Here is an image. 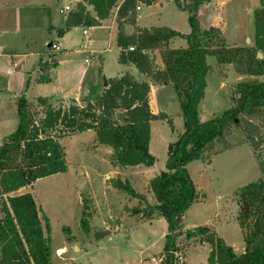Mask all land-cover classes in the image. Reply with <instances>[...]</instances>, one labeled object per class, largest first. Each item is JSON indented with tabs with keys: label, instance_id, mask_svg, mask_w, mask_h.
Segmentation results:
<instances>
[{
	"label": "rangeland",
	"instance_id": "374dc122",
	"mask_svg": "<svg viewBox=\"0 0 264 264\" xmlns=\"http://www.w3.org/2000/svg\"><path fill=\"white\" fill-rule=\"evenodd\" d=\"M78 1L0 0V144L17 129L16 101L22 96L29 101L43 96L53 103H81L99 98L109 78L126 72L149 81L134 67L119 63L115 17L99 26H76L64 36L58 35L57 27L62 26L69 11L65 7L73 9ZM260 1L211 0L200 7L201 27L219 28L229 46L252 45L254 11ZM138 5L141 26H169L183 34L190 32L188 13L174 2ZM50 43H57L59 49H52ZM171 46L186 47L187 42L175 38ZM207 62L206 97L200 104L204 121L231 106L230 96L238 82L264 81V75H242L233 64L220 65L214 56H208ZM161 63L158 57L157 64ZM19 65L22 69L17 70ZM44 69L50 81L40 84L36 77ZM151 89L152 111L166 117L151 122L150 152L156 159L152 166L112 167L111 148L95 145V133L85 131L59 140L68 161L66 173L39 179L11 194L31 193L48 217L52 264H161L167 221L163 217L142 220L133 216L131 211L139 199L114 187L119 179L129 181L137 193L155 203L149 182L166 169L168 144L184 131L183 113L172 84L152 83ZM228 141L233 145L228 149L215 146L211 163L196 160L187 165L200 197L182 217V229L207 225L239 251L243 234L238 219L246 206L250 211V205L237 192L251 182L264 180V173L240 128L233 130ZM84 205L92 211V218L83 214ZM82 219L88 222L87 230ZM180 242L186 243L184 238ZM209 251L207 244H193L179 258L186 264H207Z\"/></svg>",
	"mask_w": 264,
	"mask_h": 264
},
{
	"label": "trees",
	"instance_id": "16d2710c",
	"mask_svg": "<svg viewBox=\"0 0 264 264\" xmlns=\"http://www.w3.org/2000/svg\"><path fill=\"white\" fill-rule=\"evenodd\" d=\"M146 1L79 0L67 12L57 33L62 37L76 26H99L116 10L119 63L134 67L149 81L138 80L131 72L109 78L101 96L85 100L84 105L75 100L53 103L43 96L34 101L22 96L16 101L17 129L0 144V264H52L48 217L31 193L11 194L33 186L39 179L68 171L60 139L93 131L95 145L111 148L112 167H150L155 163L150 152L151 122L166 117L152 111V83L172 84L183 113L184 131L168 144L166 169L149 182L155 203L137 193L129 181L119 179L114 187L139 199V205L131 211L133 216L142 220L163 217L167 221L160 263L186 264L180 261L179 254L193 244H207V264H264L262 179L237 192L250 205V211L241 212L238 219L243 234L242 252L207 225L182 229V217L200 197L187 165L196 160L211 163V152L217 144L223 149L232 147L228 139L235 128L243 131L264 173V81L238 82L230 96L231 106L221 115L205 121L200 115L210 72L208 56H214L220 65L233 64L239 74L264 75V0L254 11L253 44L245 46H229L217 27H201L200 7L211 0H151L171 1L187 12L191 28L187 34L169 26L137 25L138 3ZM125 24L133 27L129 35L124 31ZM175 38L185 39L187 46L173 48ZM46 70L37 82L50 81ZM83 208V214L92 218L89 207ZM81 222L87 230L88 222ZM181 238L186 243L182 244Z\"/></svg>",
	"mask_w": 264,
	"mask_h": 264
},
{
	"label": "water",
	"instance_id": "95a60500",
	"mask_svg": "<svg viewBox=\"0 0 264 264\" xmlns=\"http://www.w3.org/2000/svg\"><path fill=\"white\" fill-rule=\"evenodd\" d=\"M151 0H147L146 3H151ZM133 30V27L130 24H125L124 25V31L127 35L131 34ZM50 46V45H49ZM258 57H262V53L258 52ZM105 86H107V81L105 82ZM81 105H84V103H81ZM243 213H247L248 212V207L246 206L243 210ZM243 249H239V252H242Z\"/></svg>",
	"mask_w": 264,
	"mask_h": 264
},
{
	"label": "crops",
	"instance_id": "0c3cea01",
	"mask_svg": "<svg viewBox=\"0 0 264 264\" xmlns=\"http://www.w3.org/2000/svg\"><path fill=\"white\" fill-rule=\"evenodd\" d=\"M164 2H167V1H164ZM164 2H155V3L163 4ZM170 2H171V1H170ZM147 4H148V3H147ZM153 4H154V2L149 3V5H153ZM111 17H115V19H116V21H117L116 10L113 12V14L111 15ZM111 17H110V18H111ZM110 18H108V19H110ZM108 19H106V20H108ZM106 20H104V21H106ZM104 21H103V22H104ZM103 22H102V23H103ZM63 24H64V22H63ZM63 24H62V26H63ZM137 25L141 26V25L139 24V22H138V16H137ZM59 27H61V26H59ZM57 28H58V27H57ZM84 30H87V29H84ZM84 30H83V31H84ZM51 44H52V43H50L49 45L51 46ZM49 45H48V46H49ZM50 46H49V47H50ZM159 65H160V64H159ZM20 69H22V67L19 65V66L17 67V70H20ZM43 71H44V70H43ZM39 75H40V74H39ZM38 78H39V76L36 77V80H38ZM40 84H41V83H40ZM85 100H86V99H85ZM85 100L81 101V103H83Z\"/></svg>",
	"mask_w": 264,
	"mask_h": 264
},
{
	"label": "built area",
	"instance_id": "2783aa9c",
	"mask_svg": "<svg viewBox=\"0 0 264 264\" xmlns=\"http://www.w3.org/2000/svg\"><path fill=\"white\" fill-rule=\"evenodd\" d=\"M140 9V5H138L137 6V10H139ZM65 10L67 11V10H70V6L69 5H67L66 7H65ZM83 34L84 35H87L88 34V30H84L83 31ZM51 47H52V49H54V50H58L59 49V45L57 44V43H53V44H51ZM132 49V48H131Z\"/></svg>",
	"mask_w": 264,
	"mask_h": 264
},
{
	"label": "bare ground",
	"instance_id": "6f19581e",
	"mask_svg": "<svg viewBox=\"0 0 264 264\" xmlns=\"http://www.w3.org/2000/svg\"><path fill=\"white\" fill-rule=\"evenodd\" d=\"M61 250V249H60Z\"/></svg>",
	"mask_w": 264,
	"mask_h": 264
}]
</instances>
